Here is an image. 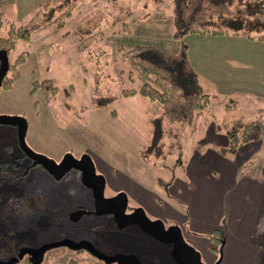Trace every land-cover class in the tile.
<instances>
[{"label": "rangeland", "instance_id": "obj_1", "mask_svg": "<svg viewBox=\"0 0 264 264\" xmlns=\"http://www.w3.org/2000/svg\"><path fill=\"white\" fill-rule=\"evenodd\" d=\"M44 1L15 0L0 8L4 13L0 36H6L11 25L20 27L32 20ZM193 11L194 8L186 6L183 0L58 1L38 16L37 20L44 24L29 40L19 41L11 52V59L24 52L26 56L23 64L17 67L19 78L12 89L0 90V116L26 119V142L37 154L54 161L67 154L77 158L87 154L96 163L110 166L111 175L118 176L124 184L128 180L139 184L134 193L135 201L131 203L139 207L145 205L143 207L153 217L161 214L155 202L157 196H151L157 193L164 205H170L166 224L170 226L174 225L171 218L175 219L174 215L177 217L181 212L177 210L174 214L177 206L169 198L184 200V191L188 190L186 178L174 179L169 176L170 169L187 176L189 161L197 168L202 155H205L203 164H210V159L215 160L220 153L222 158L219 156L216 164L210 166L217 185L213 196L219 197V193L226 190L227 197L219 198L225 209L232 205L238 212L245 211L254 206L257 198V183L250 177L258 179L264 175V137L242 142L234 153L228 149L222 154L219 144L228 146L227 127L230 124L242 120V123L264 121V45L258 43L263 40L251 43L245 35L249 26H243L239 33L236 30L218 36L202 37L195 33L175 36L178 18L187 20ZM213 17L216 23L223 24L222 14ZM55 21H64V26L58 27ZM239 23L237 21V26L231 28H240ZM261 24L264 25V15ZM260 31L252 34H262ZM137 45L168 53L185 51L198 76L199 87L211 95V104L198 121L196 130L181 143L183 151L178 146L175 150L181 153L168 159L162 157L157 146H151L157 140L155 128L158 129L157 121L161 116L160 105L140 95H120L123 88L138 89L146 81L132 59L141 61L155 55L146 49L141 53L127 52ZM157 63L165 64L161 58ZM250 69H255L251 81L243 78ZM46 79L53 80L61 92L51 85L40 87L39 83ZM71 86L74 112L62 104L63 93ZM192 89L191 84L184 88L185 92ZM54 98H58L59 103ZM231 100L235 103L233 108L227 105ZM167 139L168 143L172 137ZM149 146L148 152H159L156 157H149L151 162L143 155V150ZM22 152L17 128L0 124V162L9 161L6 166L12 172L0 175V262L18 256L24 248L36 249L66 238L87 237L107 255L125 251L135 254L142 264H176L167 245L137 227L118 230L104 216L71 222L68 212L77 205L76 198L82 187L77 179L78 172L70 171L57 180L43 166L31 167L28 159L21 157ZM18 157L21 159L19 166L14 167ZM182 157L181 165L175 163L174 159ZM221 160L224 161L220 169L217 163ZM154 161L160 165L157 170ZM114 165L126 170L132 167L139 176L128 177ZM166 167H169L167 172ZM141 173L146 177L144 182ZM158 177L175 182L171 181V189L163 187L164 190L157 182ZM140 183L152 192H145L146 188ZM214 216L215 227L221 229L217 233L225 236V217L218 225L219 210H215ZM191 235L192 239L198 236L194 232ZM218 241L211 251L208 240L203 241V249H198L205 263L209 264L208 259L205 261V252L211 257L212 252L218 250L215 248L223 251L224 246H218ZM16 264L32 263L26 259ZM40 264L105 263L89 254L80 257L68 248L58 247L49 250Z\"/></svg>", "mask_w": 264, "mask_h": 264}, {"label": "trees", "instance_id": "obj_2", "mask_svg": "<svg viewBox=\"0 0 264 264\" xmlns=\"http://www.w3.org/2000/svg\"><path fill=\"white\" fill-rule=\"evenodd\" d=\"M58 1L61 0L44 1L38 7V10L32 20L20 27L11 25L7 35L0 36V51H5L7 53L9 61V69L2 81L0 90L6 91L12 89L19 78V75H17V67L25 61V52L21 53L15 59L10 58L11 52L15 49L19 41L29 40L31 34L44 24H41V22L37 20L39 18L38 16L42 15L41 13H45ZM183 1L186 6L194 8V11L187 20L186 18H178L176 22L177 30L175 36H181L189 33H195L202 37L207 35L218 36L230 34L236 30L239 33V30L243 29V26H249L248 30L246 28L244 29L247 30V34L245 33L246 37L252 40H263L264 42V33L262 32L264 25L261 24L263 27L259 25L263 21L264 0ZM14 2L15 0H0V8ZM224 13L227 16L230 15V17L225 16ZM215 14H222V16L225 17V19H222L224 21L223 24H218L213 20V15ZM3 16V10H0V27L3 24ZM237 21L240 22L239 24L241 27L238 29L231 28L232 25L235 27L237 26ZM55 22L59 25L58 27L64 26V21ZM126 29L130 30L128 27ZM253 31H260L262 34L255 36L252 34ZM144 49L150 50V53H154L155 55L151 54V58L149 55V57H144L141 61L132 59V63L134 67L139 69V71L146 77V81L138 89L123 88L120 91V95L123 97L140 95L151 101L157 102L160 105L161 116L160 120L157 121V123L159 122L158 129L155 128V130H157V132L155 131V134L157 133V140L151 146H157V148L160 149V152L162 151V157H166L165 159H168L170 157H174L175 153H181L175 150L178 146L183 151L181 143L186 141L188 136L193 134L196 130L198 121L211 104V95L209 92L203 91L199 87L198 76L185 51H181L179 53H168L153 47L137 45L129 49L127 52L133 53L137 51L138 53H141ZM127 52H125V56L128 54ZM160 58L165 62L164 65L157 63L160 62ZM156 59L158 61H156ZM177 64L178 66H175ZM188 84L193 86L191 92H185L184 90ZM40 85H51L50 87H52L55 91L61 92L51 79H46L43 82H40L39 86ZM72 88L73 87L71 86V88L64 91L62 104L68 111L74 112V107L71 104V98L73 97L70 90H72ZM54 100H57L59 103L58 98H54ZM227 105L232 108L235 107L234 100H231L230 104L228 103ZM243 121L244 120L238 123L230 124L229 127H227V137L229 139V143L227 145L229 147L224 146L225 148L223 147L221 149L222 153L228 149L231 153H234L242 142L244 144L250 141L260 140L264 137L263 120H249L242 123ZM170 137H172V140L167 143V138ZM175 140H177V143H174ZM151 146L143 150V155L146 161L149 162H151L149 160L150 156L156 157L159 154L158 151L155 153L148 152V149ZM21 157L23 158L24 155H21ZM20 160L21 159L19 157L15 158V162L13 163L14 167L19 166ZM7 163H9V161L0 162V175L12 174L6 166ZM153 165L157 168L160 166L157 161H154ZM161 180L163 181V179ZM217 232H220V230H216L215 234H218ZM221 235L222 234H220V236ZM210 240L216 244L218 240L220 241V238L211 236Z\"/></svg>", "mask_w": 264, "mask_h": 264}, {"label": "crops", "instance_id": "obj_3", "mask_svg": "<svg viewBox=\"0 0 264 264\" xmlns=\"http://www.w3.org/2000/svg\"><path fill=\"white\" fill-rule=\"evenodd\" d=\"M249 40L251 41V43H257L256 39H253V40L249 39ZM258 43L264 45V42L262 41H259ZM254 71L255 69L253 70L250 69V73H247L246 76H243V78H246L251 81L254 76L253 75ZM219 146H220L219 148L224 147L222 143L219 144ZM218 155L222 158L220 153ZM204 157L205 155H202L200 157V160L198 161L199 166H197V168L191 163L192 161L188 162L187 176H186V173L180 172V174H176L175 173L176 169L174 171L172 168L170 169L169 176H172L174 179H178V180H184V178H186L185 181L187 180V185H188V188H187L188 190L184 191L185 196L184 198L182 197L184 200H186V202L174 196L169 198L172 201L173 205L177 206L176 211H174V214L178 213L177 210L181 212L180 214H178L179 217L178 215L177 217L176 215H174L175 219L171 218L175 222L174 225L180 226L186 241L189 244L194 245L197 249L199 250L203 249L202 244H203V241H206V240L209 241L210 247H212L213 245L211 244L209 239L212 236L211 235L212 232H214L217 229L215 227L216 224L214 223V220H216L214 216V212L217 209L219 210V216H220L218 220V225L221 222L223 217H225V224H226L225 226L226 242H225V247L223 249V254L220 259V262H221L220 264H259V262L264 263V254H263V249H264V175L258 179H254L250 177L252 180H256V183H257V198H255L254 206L251 205L245 211H240V212L232 208V205H230L231 208H229V205H228V207H226L225 209V207L223 206L224 202L220 201L219 198H221L220 196H222L224 200L227 197L226 190H222L223 192L219 193V197L213 196L216 194V192H213V190L214 188H217V185H216L214 176L212 179V173H211L212 170L210 168L212 167V164H216V162L218 161V157L215 156L216 157L215 160L214 158H211L210 164L208 163L203 164L202 159ZM174 161L175 163H179L181 165V162L184 161V159L182 157L180 159H176V160L174 159ZM223 161L221 160L217 163L220 169L223 166L222 164ZM96 164L98 165V163ZM99 167L103 168L102 165ZM114 167L118 168L117 165H114ZM154 168L156 169L157 167H154ZM122 169L123 168L119 170L122 173L125 172L128 175V177H132V175H136V174L139 176L138 174L139 172L134 170L132 167H130L131 170H126V169L122 170ZM165 170L167 172L169 170V167H166ZM107 174L110 175V172H108ZM189 176H190V179H189ZM140 178L142 182L146 181V177L142 173H141ZM171 181L172 183L175 182L174 180H171ZM171 181L166 182L163 180L165 184H162L161 183L162 180L159 177L157 179L158 184H160L162 188L163 187L167 188V190L171 189L170 188V185L172 184ZM132 183H135V182H132ZM135 184L136 186L137 185L139 186V184L137 183ZM140 184L146 188V190L144 189L145 192L147 193L152 192L149 190V187L145 186L143 183H140ZM190 184H192V186H190ZM124 189L131 192L132 189H134V186L132 187L128 185V186H125ZM172 189H173V186H172ZM151 196L152 197L157 196V198H155V202H156V206L157 207L159 206V208L161 209V214H156L153 217L151 214H149L147 208L143 207L145 205L142 204V206L140 207L144 208L145 211L148 213L149 217L151 218H155V217L163 218V219L165 218V222L167 224L168 217H169L168 211H170L169 203L164 205L163 200L159 199V196L157 193H151ZM191 232L198 234V236L196 235L192 239ZM210 247H209V250L211 251ZM204 257H205V261L206 259L209 260V264H215L216 260H218V255L214 253L211 255V257H209L207 256V252H205Z\"/></svg>", "mask_w": 264, "mask_h": 264}, {"label": "water", "instance_id": "obj_4", "mask_svg": "<svg viewBox=\"0 0 264 264\" xmlns=\"http://www.w3.org/2000/svg\"><path fill=\"white\" fill-rule=\"evenodd\" d=\"M0 87L2 81L9 69V61L7 53L0 51ZM1 125H9L17 128L18 141L22 151L34 160L33 165H41L50 172L57 180L64 177L72 168L82 170L81 164L87 163V167L90 171L86 172L85 168L83 173V181L88 184V178L90 175L100 178L98 188H94V197L96 199V213L98 214H113L118 227L123 229L128 226H138L142 231L160 241L163 244L171 246V256L177 264H204L201 260V254L193 246H191L184 238L182 229L178 225H171L168 228L162 219L152 220L148 217L144 208L137 207L130 214L126 213L127 205L129 202L128 195L125 192H120L116 196L111 198L104 197V177L96 174L95 166L90 155H83L80 159L72 154H67L63 157L62 161L58 163L46 156L35 153L29 148L26 142L28 122L23 117H10L6 115L0 116ZM86 172V173H85ZM88 179V180H87ZM89 185V184H88ZM90 186V185H89ZM118 205V208H116ZM69 247L74 250L85 248L92 255L100 260H103L107 264H142L140 259L135 255L126 254H114L107 255L91 244L76 243L72 240H61L59 242L43 245L36 249L24 248L20 251L18 256L11 258L9 261H2L0 264H16L23 259L25 254H32L37 258H33L31 262L33 264H40L43 261L44 253L48 250L58 247ZM218 261L216 264H219ZM161 264V263H158ZM164 264V263H162Z\"/></svg>", "mask_w": 264, "mask_h": 264}, {"label": "flooded vegetation", "instance_id": "obj_5", "mask_svg": "<svg viewBox=\"0 0 264 264\" xmlns=\"http://www.w3.org/2000/svg\"><path fill=\"white\" fill-rule=\"evenodd\" d=\"M21 155H24V157H23L24 159L25 158L28 159L29 164L32 167L33 166V163H34V160L31 159L29 156H27L24 152H22ZM80 158H81V156L78 157V159H80ZM62 159L63 158H61L57 162L60 163L62 161ZM93 163H94V166H95L96 174L102 175L104 177V183H105V186H104V197L105 198H111V197L116 196L120 192H125L128 195V199H129V202H128V205H127V209H126V213L127 214H130V213H132L134 211L135 208L139 207L138 205H133V203H131V202L135 201V195H134V193H135V190L138 188L137 187L138 185L136 186L135 183H132L134 181L131 182V180H128V182L125 181L126 183L124 184V181L122 179H120L118 176H116V175L115 176H112L111 175L112 174L111 173L112 168L110 166H108V165H102L103 168L102 167H99L101 165L98 164L99 165L98 166L96 164V162L94 161V159H93ZM80 166H82V168H83L82 170H84V168H85V171L86 172L90 171V168L87 167V163L86 162L84 164H81ZM43 168H44V166H43ZM82 170L75 169V168H72L70 170V171H76V172H78L79 176L77 177V179L79 178L80 184L82 186L81 187V190H80V193L81 194H80V196L78 195V197L76 198L78 201H76L75 204H77V205L68 212L69 218H70L71 222H73V223L81 222L83 219L89 218L90 216H104V218L106 217L107 220L109 221V223H113V226L116 227L118 230H125L128 227H131V226H128V227H125L123 229H120L118 227V224H117L116 220L114 219V215L113 214H108V213H106V214H98V213H96L97 207H96V199L94 197V188H98L99 187V183H100L101 179L100 178H97V177H94V176H91V175L89 177L87 176V178L89 179V180L87 179L88 180V184L90 185L89 186L88 184L84 183V181H83V173H84V171H82ZM108 172H110V175L107 174ZM48 173L52 177H54L50 172H48ZM161 183L162 184H165L163 181ZM128 185L129 186H132V187L134 186V189H132L131 192H129L126 189H124V187L125 186H128ZM165 189L167 190V188H165ZM116 208H118V205H116ZM147 215H148V213H147ZM169 218H168V220H169ZM151 219H153V220L162 219L164 221V223H165V218L163 219V218L155 217V218H151ZM166 219H167V217H166ZM174 224H175V222H174ZM165 226L168 228L170 225H166V223H165ZM134 227L139 228L138 226H134ZM77 228H78V225H77ZM66 239L72 240V241H74L76 243H81V242H83V243L85 242L87 244L89 243V244L93 245L94 247H96L101 252L104 251L99 245H97L94 241H92L91 239H88L87 237H83V238H80V239H70V238H66ZM63 240H65V239H63ZM62 247H64V246H62ZM168 247H169V249L172 248L171 246H168ZM65 248L70 249L72 252L75 253V255H78L80 257L83 254H89L90 256L95 257L94 255H92L85 248L78 249V250H74V249H71L69 247H65ZM47 252L44 253V257L46 256V253ZM117 252H119V251H115V253H111V255L112 254H116ZM120 252H122L123 254H126V255H135V254L130 253V252H125V251H120ZM17 255H19V254H17ZM33 258H37V257L34 256V255H32V254H25L22 260L28 259V261L31 262V260ZM95 258H97V257H95ZM98 260H100V259H98ZM100 261H103V260H100ZM104 263L107 264L106 262H104ZM114 264H117V263H114Z\"/></svg>", "mask_w": 264, "mask_h": 264}]
</instances>
